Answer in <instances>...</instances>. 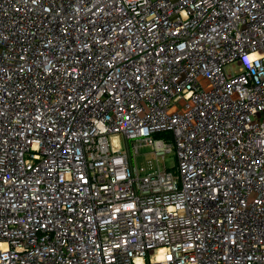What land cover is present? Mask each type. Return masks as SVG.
<instances>
[{"label":"built area","instance_id":"built-area-1","mask_svg":"<svg viewBox=\"0 0 264 264\" xmlns=\"http://www.w3.org/2000/svg\"><path fill=\"white\" fill-rule=\"evenodd\" d=\"M0 264H264V0H0Z\"/></svg>","mask_w":264,"mask_h":264},{"label":"rangeland","instance_id":"rangeland-1","mask_svg":"<svg viewBox=\"0 0 264 264\" xmlns=\"http://www.w3.org/2000/svg\"><path fill=\"white\" fill-rule=\"evenodd\" d=\"M229 69H230V71H234L233 68H229ZM227 70H228V69H227ZM155 137H157V138H163V137H158V136H155ZM121 145H122V147H124V142H123V140H121ZM145 151H146V149H142V150H141V152H145ZM166 158H167V160L165 161V165H166L167 168L170 170V168L174 165L175 161H174V158L172 157V155H169V156H167Z\"/></svg>","mask_w":264,"mask_h":264}]
</instances>
